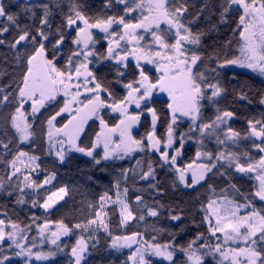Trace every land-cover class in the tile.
<instances>
[{
    "label": "snow or ice",
    "instance_id": "snow-or-ice-1",
    "mask_svg": "<svg viewBox=\"0 0 264 264\" xmlns=\"http://www.w3.org/2000/svg\"><path fill=\"white\" fill-rule=\"evenodd\" d=\"M18 0H11V3H17ZM117 4L124 6V15L108 16L107 18H96L94 22L90 17L84 14L81 6L76 0H71L69 12L65 17L66 26L76 32L72 39L75 50L68 56L63 67H58L57 62L62 55V49L65 43V34L60 28L56 30L57 38L49 44L51 40L49 18L52 15V9L48 3L29 4L27 0L19 4L18 12L9 11V5L0 0V18H4V25L0 26V37L9 32V26L17 29V34L11 42H6L0 38V45H6L15 52L17 64L24 61L26 71L23 72L16 96L17 107L11 115V126L19 133L20 142L28 141L33 133L30 131L32 125L28 123L27 116L23 111L25 104L31 105V115L36 116L41 109L47 105L58 103L59 97L63 98V106L54 115L46 121L47 131L46 139L49 151H55V156L60 163H64L66 157L72 153H81L91 158L94 165H100L102 161L122 160L131 153L140 151H151L159 154L161 167L168 165L176 173V181L187 188H192L206 181L208 174L213 173L218 167L225 169L219 174L227 176L226 169H234L236 173L250 175L255 174L257 181L254 191L248 195L239 193L236 185L230 187L235 194L241 195L244 202L240 203L227 195H221L217 199L210 198L207 205H202L206 215L204 220L208 224V230L218 241L214 246L210 244L201 245L200 248H194L196 240H200L203 234H198L195 240L190 241L186 247H180L186 256L185 264H204L205 256L219 254L223 261H229V264H264V209H257L254 199L264 203V119L249 120V132L241 136V133L234 130L229 125V120L234 113L228 110L216 108L217 115L208 123L203 120L202 109L203 101L207 99L209 103L217 104L226 89L222 86L219 76L221 69L231 70L230 66L246 68L252 72L264 76V0H220L219 18L221 23H225L228 15L233 11V6L242 10L239 17L238 27H242L240 36L243 44L240 48V55L232 59L220 60L216 53H212L209 59H216L215 68L200 70V62L203 60L202 54L198 51L201 45V38L206 34L203 30L194 33L189 25L195 23L199 16L209 7L210 0H204L203 5L197 12L196 17L184 22V16L188 12L187 0H116ZM59 7V4L56 5ZM112 0H108L105 7L110 8ZM42 9L40 27L34 30L29 25H21L18 18L21 14L34 17L36 8ZM141 10V16L135 23L126 21L125 16L128 13ZM146 10V12H145ZM215 13V8L212 9ZM208 19V17H206ZM167 27L161 29V24ZM82 25V26H81ZM121 28L117 32L113 26ZM93 29H99L104 33V39L108 47L106 53L98 54L95 50L97 41L93 36ZM138 30L150 33L152 43L142 45L144 36ZM174 30V42L169 43L165 39L166 33H172ZM216 25H211L209 31H215ZM124 42V43H122ZM31 45V48L28 46ZM128 45H132L129 49ZM156 49V50H153ZM132 57L135 59V67L138 71V77L134 80L124 83L123 87L127 94L117 100L108 87H105L89 64L96 58L99 63L103 60L116 61L117 75L123 78L127 75L128 61ZM144 62L143 64L141 62ZM154 66L158 73L153 81L145 72V65ZM206 72L215 73L213 78L215 82H209ZM3 75V73H0ZM117 82H120L119 80ZM83 90V91H81ZM4 91L0 88V93ZM156 92L166 93L169 98L167 108L170 110L171 118L163 136L156 134V125L158 115L154 107L149 104ZM106 94V98L102 96ZM210 93V94H208ZM11 94L0 97V105L9 102ZM241 99L246 96L241 94ZM110 101V102H109ZM264 104V97L260 100ZM75 105V107H73ZM135 106L138 111H130V106ZM110 109L113 113L119 114V122L114 126H109L102 113ZM151 114V131L144 138L137 139L133 135V128L140 122L141 116L145 113ZM70 114V119L62 127H56L55 121L62 114ZM183 118L190 120L187 133H181L179 137L175 134L177 122ZM99 121L100 131L96 133L95 139L90 147L81 146L82 138L86 135V126L89 121ZM198 132L201 137L214 136L217 145L222 146L221 150L215 153L202 151L200 148L195 153V159L184 165L177 166L178 158L182 155V149L185 144V137L193 138V134ZM252 139V148L260 154L259 159L253 157L247 151H233L231 145H239L241 140ZM258 141V142H257ZM177 142L179 146L177 147ZM10 143V141H9ZM203 144V139L198 141ZM0 146L5 151H9L8 143L0 140ZM103 149V155L97 156L96 150ZM40 157L30 155L28 152L19 150L8 161L11 167L9 180L16 177L19 183L16 188L19 196L17 204H24L25 189L39 190L46 185H50L55 179L56 173L47 174L43 181L37 182L32 179V173L40 170L38 163ZM206 160V163L198 161ZM243 161V162H242ZM141 161H137V166ZM23 170V180L19 177ZM104 171L105 169H101ZM130 170H122L121 176L127 179ZM133 174H135L134 170ZM141 180H154L155 169L149 161L147 171L141 170ZM231 179V177H228ZM92 179V177H88ZM189 179L191 183H189ZM176 181L173 182L175 187ZM5 187L4 181L0 180V190ZM116 198L113 200L107 192L100 195L98 206L90 204L89 207H95V217L87 220L86 223H77L69 227L62 220L55 222V230H51V221H45L43 225H37L39 234L46 238L55 246V251H35L36 245L31 246L24 243L27 239L26 228L18 223L6 222L0 219V264H10L11 256L5 254V243L8 249H15L13 256L24 259V264H33V261H47L56 256L57 252L64 249L58 241L61 237L69 236L74 229L81 230L85 235H80L75 244L71 247V264H86V258L89 255V249L95 248L99 243L95 234L103 229L111 237L109 247L115 250L122 248H132L137 245L135 251L128 257L133 264H153L148 259L149 256L159 257L168 264H176L174 260L177 248L172 243H148L142 241V234L133 232L131 235H113L109 230L107 222V212L104 211L108 202L113 205H119L120 224L127 225L130 221L145 219V215L137 216L131 209L127 201L128 188L120 190L119 181L115 183ZM149 187L156 189V184H150ZM209 190L215 193V188L211 185ZM222 193L226 190H221ZM67 188L60 187L56 191L50 192L41 204L37 200H32V207H40L47 213L53 209L60 200L67 195ZM8 195H12L9 192ZM251 197V198H250ZM137 205L146 209V214L151 217H157L160 209L150 207L144 203L141 196L135 197ZM250 209V210H249ZM244 210V214H241ZM173 221L182 219L180 214L170 215ZM38 219L33 217V222ZM10 225V230H9ZM48 234L45 236V234ZM222 234L221 236L217 234ZM35 239V238H33ZM95 241V242H93ZM239 241L243 246L234 248L227 247L229 242L235 244ZM43 242V241H42ZM201 249H204L202 252Z\"/></svg>",
    "mask_w": 264,
    "mask_h": 264
},
{
    "label": "trees",
    "instance_id": "trees-1",
    "mask_svg": "<svg viewBox=\"0 0 264 264\" xmlns=\"http://www.w3.org/2000/svg\"><path fill=\"white\" fill-rule=\"evenodd\" d=\"M24 2L25 0H19L17 3H11V0H4V3L9 5L8 10L11 12H18L19 4ZM27 2L37 5L48 3L52 9V15L49 18L51 27L50 29L45 28L44 30L46 32L51 31L52 33L49 44L57 38V28H60L64 32L65 43L62 49V55L57 62L58 67H63L68 56L75 50L72 39L76 33L66 26L65 21V17L70 14L69 7L71 0H30ZM107 2L108 0H76V3L81 6L84 14L90 17L93 22L96 18L124 15V6L117 4L116 0H112V6L108 8L105 7ZM219 2L220 0H210L209 7L199 16V19L189 25L194 33L201 30L206 33L201 38V45L198 48V51L203 56V60L200 62L201 71L205 70V66L208 68L216 67V59H209L212 53H216L221 61L226 58L232 59L236 57L241 44V31L240 27H238L241 11L233 6V11L228 15L226 22L221 23L219 18L220 9L217 7ZM57 3L59 7L56 6ZM187 3L189 5L188 12L184 16V22L186 24L189 20L196 17L204 0H187ZM213 8H215V13L212 12ZM35 11L36 14L34 17L25 16L24 14L19 16L18 23L21 27L29 25L33 30L36 27H40L42 9L37 7ZM3 25L4 18H0V26ZM211 25H216L215 31H209ZM16 34L17 29L14 26H9V32L0 38L5 39L6 42H11ZM94 38L97 41L96 52L98 54L106 53L105 47L107 45L105 40L100 38L99 35H96ZM28 47L31 48V45ZM90 69L95 72L97 79L105 87L109 88L117 100L122 99L127 94V90L124 89L123 84L138 77V71L131 62L128 63L127 75L123 78H119L117 75V65L108 60L97 63L96 58H94ZM24 71H26L24 61L22 60L20 64H17L15 52L7 47V43L6 45H0V73H3V75H0V88L4 89L0 93V97L11 94L9 102L0 105V140H3L9 145V151L7 152L0 146V180H3L5 185L4 189L0 190V219L6 222L18 223L21 227L26 228L28 241L35 240L33 238H36L37 225H43L46 220L51 221L52 224L62 220L69 227H72L77 223H86L87 220L94 218L96 208H90L89 205L98 206L99 197L105 192L114 200L117 191L115 183L119 181L121 191L125 187L129 190L127 193V201L133 212L137 216L144 214L145 219L143 221L138 219L130 221L127 225L122 226L120 224L121 217L118 205H113L111 202H108L104 211L107 212V222L112 234L123 236L137 232L142 234L144 242L160 244L172 243L177 248L174 255L176 264H185V254L179 248L182 246L186 247L190 241L195 240L198 234H203V237L200 240H196L193 247L197 246L200 248L201 245L206 243L215 245L218 242L208 230V224L204 220L206 213L202 205L206 206L210 198L217 199L221 195H227L229 198H234L238 202L243 203L242 196L233 192L230 187L231 184L236 185L239 193L245 195L254 191V186L257 181L253 174L244 175L236 173L234 169H226L228 175L222 176L219 173L225 171V169L219 167L214 169V174H208L206 181H202L192 188H187L176 181V173L172 167L168 165L161 167L162 162L159 154L151 151H138L122 160L102 161L100 165H94L91 158L83 154L72 152L66 157L64 163H60L52 151L50 152L48 149L46 121L63 106L62 97L58 98V103L47 105L41 109L35 117L31 115L29 106L24 107L23 111L28 116L27 121L32 125L30 131L33 133L28 141L20 142L19 133L11 126V115L17 107L16 96ZM219 71L220 76L218 78L222 86L226 89V92L217 98L218 103L215 105L209 103L207 99L202 102L203 120L201 122L208 123L213 120L217 115L216 108L219 107L222 111L228 110L234 113V116L229 120V125L243 136L249 132V120L264 119V107L260 103L261 98L264 97V80L251 73L239 70L221 69ZM146 74L153 81L157 78V74L154 71L146 70ZM205 74L209 77V82H215L213 79L215 73L206 72ZM118 80L120 82H117ZM241 94L246 96V99H241ZM102 96L106 98V94L102 93ZM169 102L168 96H164L161 93L155 94L149 104L150 107L156 109L158 115L156 125V134L158 136L165 134L170 122L171 114L167 108ZM102 115L110 127L117 124V118L111 115L108 110H105ZM67 121L68 118L62 114L60 117H57L55 125L62 127ZM190 123L187 121H178L175 126L176 136L179 137L181 133H187ZM98 131H100L99 121H89V124L86 126V135L81 141V146L90 147ZM149 131H151V114L145 112L141 116L140 122L133 129V135L137 139H141ZM200 139H203L202 145L198 143ZM251 145L252 139L250 138L248 140H241L239 145L230 144L229 146L233 151H247L253 159L258 160L260 154ZM176 146H179V142H177ZM198 148L202 151L212 152L215 155V153L221 150L222 146L217 145L214 136L209 137L206 135L201 137L196 132L193 134L192 139L185 137L182 155L178 158L177 166L183 167L191 163L195 159V153ZM19 150L40 157L38 161L40 170L32 173V179L38 183L43 181L47 174L51 172L56 173L55 179L50 185H46L43 189L39 190L31 189L25 191L26 202L24 204L16 203L19 196L16 185L19 181L16 177H12L11 180L8 178L11 172L8 161ZM96 154L98 157L103 155L101 151H96ZM138 160L141 161L139 166H137ZM149 161L155 169V179L148 181L141 180L139 174L141 170L147 171ZM200 162L206 163L207 161H198V163ZM102 168L105 170L102 171ZM125 169L130 170L126 180L121 176L122 170ZM131 170H134L135 174ZM229 176L231 179L228 178ZM88 177H92V179H88ZM19 180L22 181V174ZM174 181H176L175 187L173 186ZM153 183L156 184V188L160 191L149 187ZM189 183H191L190 179ZM210 185L215 188V193L210 192ZM60 187H66L68 192L63 201L54 209L45 213L40 207H32V200H37L42 204L50 192L56 191ZM221 190L226 191L222 193ZM9 192H12V195H8ZM138 195L150 207H158L157 201L159 204L164 205L160 209L159 216H148L146 209H142V206L137 205L135 202V197ZM253 202L257 209H264V203L258 199H254ZM176 214H180L182 219L173 221L169 218L170 215ZM33 217H37L38 219L33 222ZM82 234L87 238V233H82L81 230L74 229L73 233L61 242V246L64 249L62 253H58L49 261H33V264H71V247L75 244L78 236ZM95 238L98 239L99 243L96 244L94 249L90 247L86 264H129V252L122 249L117 251L110 248L111 237L103 229H100L95 234ZM222 239L221 237V242ZM7 243H5L4 247L5 254L11 256L10 264H24L23 259L12 255L15 249H8ZM151 261L153 264H168L167 261H162V259H151ZM204 264H217V262H214L212 258H206Z\"/></svg>",
    "mask_w": 264,
    "mask_h": 264
},
{
    "label": "rangeland",
    "instance_id": "rangeland-1",
    "mask_svg": "<svg viewBox=\"0 0 264 264\" xmlns=\"http://www.w3.org/2000/svg\"><path fill=\"white\" fill-rule=\"evenodd\" d=\"M19 1V0H18ZM27 1H30V0H27ZM129 2H130V4H131V0H129ZM137 2H139V0H137ZM119 5H121V4H119ZM123 6V5H122ZM236 7V6H235ZM241 11V14H242V10H240ZM145 12H146V10H145ZM141 16V10L140 9H136V11H134V12H131V13H128L126 16H125V19H126V21H131V22H133V23H135L136 22V20L139 18ZM82 26V25H81ZM167 27V25L166 24H161V29L163 30L164 28H166ZM113 28L117 31V32H120V31H122V29L121 28H117L115 25L113 26ZM243 29H242V27H240V31H242ZM92 32H93V36L95 37L96 35H99L100 36V38H103L104 39V33H102L99 29H93L92 30ZM138 32L141 34V35H143L144 36V39L141 41V44L142 45H149V44H151L152 43V37H151V35H150V33H148V32H144L143 30H138ZM76 33V32H75ZM95 39V38H94ZM165 39L169 42V43H172V42H174V30H173V32L172 33H166L165 34ZM105 40V39H104ZM240 41H241V44H240V47H239V49H238V53H237V55H236V57L237 56H239L241 53H240V48H241V46H242V44H243V40H242V38H241V36H240ZM105 42H106V45H107V47H108V44H107V41L105 40ZM122 43H124V42H122ZM107 47H105L106 49H107ZM128 47H129V49H131V47H132V45H128ZM95 49H96V45H95ZM153 50H156V49H153ZM93 60H94V58H93ZM110 62H112V63H114V64H116V61H114V60H112V61H110ZM129 62H131V64L133 63L134 64V67H135V59L134 58H132V57H130L129 58V61H128V63ZM142 64L144 63L143 61L141 62ZM90 65L91 64H89V68H90ZM231 67V70H235V71H237V70H239V71H242V72H248V73H251L252 75H255V76H257V77H260L261 79H263L264 80V76H261L259 73H256V72H252L251 70H249V69H246V68H239V67H236V66H230ZM146 70H151V71H154L156 74H157V76H158V73L155 71V69H154V66L153 65H150V64H147V65H145V72H146ZM81 91H83V90H81ZM155 94H161L160 92H156ZM154 94V95H155ZM164 94V96L166 95L167 96V94L166 93H163ZM25 106H29V109H30V111H31V105L30 104H25ZM24 106V107H25ZM73 107H75V105H73ZM263 107H264V104H263ZM109 112H110V114L111 115H113V116H115L116 118H117V120H118V122H119V114L118 113H113L110 109H107ZM130 111H132V112H136V111H138L137 109H135V106L133 105V106H130ZM65 117H67L68 119H70L71 117H70V114H67V113H64L63 114ZM27 116V115H26ZM27 119H28V116H27ZM179 121H187V122H190V120L188 119V118H183V119H181V120H179ZM117 122V123H118ZM67 123V122H66ZM57 127V126H56ZM135 128V127H134ZM133 128V129H134ZM99 132V131H98ZM20 135V134H19ZM250 139V138H249ZM251 139H253V138H251ZM258 142V141H257ZM96 151H101L102 152V154H103V149H102V147L101 148H98ZM138 151H136V152H133V153H131L129 156H131V155H133V154H135V153H137ZM52 153H53V155H55V151L53 150L52 151ZM74 153V152H73ZM81 154V153H80ZM56 157V156H55ZM127 157V156H126ZM201 161H206V160H201ZM22 167V180H23V174H27V172L26 171H24L23 170V166H21ZM254 176H255V174H253ZM29 190H31V189H25V191H29ZM65 198V197H64ZM63 200H60L58 203H57V205H55L54 206V208L56 207V206H58L61 202H62ZM118 207H119V205H118ZM53 208V209H54ZM44 210V209H43ZM50 210H52V209H50ZM49 210V211H50ZM241 214H244V210H241ZM9 230H10V225H9ZM51 230H55V224H51ZM48 234L46 233L45 234V236H47ZM217 235H220L221 237H222V234H217ZM68 236H65V237H61V240L60 241H58V243H60V246H61V242L63 241V240H65L66 238H67ZM223 238V237H222ZM43 241V242H42ZM142 241H143V239H142ZM8 243H10V242H8ZM24 243H26V244H28L29 246H31L33 243L36 245V248L34 249L35 251H45V252H47V251H49V250H52V251H55L56 249H55V246L54 245H52L46 238H42L41 236H40V234H39V229L38 228H36V238H35V240H31V241H28L27 239L24 241ZM212 246H214V245H212ZM238 246H243L239 241H237L235 244H233V243H231V242H229V244L227 245V247H230V248H234V247H238ZM62 247V246H61ZM136 247H137V245H133L132 246V248H122V250H126V251H128L129 252V254H130V256H131V254L135 251V249H136ZM63 248V247H62ZM194 248H199V247H197V246H194ZM201 251L203 252L204 251V249H201ZM63 252V251H62ZM62 252H57V254L58 253H62ZM71 252V251H70ZM56 254V255H57ZM55 257V256H54ZM54 257H52V258H50L49 260H51V259H53ZM186 257V256H185ZM20 259H23V258H21V257H19ZM71 258V257H70ZM206 258H212V259H214V262H217V264H220V261H221V257L219 256V254H215V255H212V254H209V255H207V256H205V258H204V260L206 259ZM148 259H161V258H159V257H153V256H149L148 257ZM49 260H47V261H49ZM23 261H24V259H23ZM35 261V260H34ZM163 261V260H162ZM36 262H46V261H36ZM129 264H133V262L131 261V260H129ZM223 264H229V261H223Z\"/></svg>",
    "mask_w": 264,
    "mask_h": 264
}]
</instances>
